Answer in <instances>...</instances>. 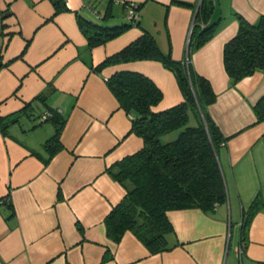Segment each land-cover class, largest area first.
Here are the masks:
<instances>
[{"label":"crops","instance_id":"crops-1","mask_svg":"<svg viewBox=\"0 0 264 264\" xmlns=\"http://www.w3.org/2000/svg\"><path fill=\"white\" fill-rule=\"evenodd\" d=\"M65 1L69 10L55 13L50 0H0V264H264V205L251 217L243 247L240 232L243 208L257 195L264 201V119L252 109L264 97V68L231 85L223 63L237 15L256 23L264 0H217L215 33L190 54L216 94L208 113L226 138L218 159L227 200L211 211L168 210L172 247L154 254L131 231L117 242L106 235L104 217L126 192L106 169L143 146L106 78L120 70L151 78L162 91L153 111L183 97L159 61L95 67L142 31L163 53L184 59L200 0ZM131 1L140 3L138 25L90 47L77 14L120 25ZM45 112L63 121L62 148L53 153L44 144L56 124L41 119Z\"/></svg>","mask_w":264,"mask_h":264},{"label":"trees","instance_id":"trees-1","mask_svg":"<svg viewBox=\"0 0 264 264\" xmlns=\"http://www.w3.org/2000/svg\"><path fill=\"white\" fill-rule=\"evenodd\" d=\"M50 1L55 13L69 10L65 0ZM216 1H199L184 59L176 60L170 52L163 53L153 35L142 31L140 36L95 67L99 70L109 64L142 59L159 61L173 73L183 97L173 106L153 111L152 106L161 100L162 91L151 78L132 70H120L106 78L119 106L131 118L130 131L143 140L139 150L106 169L126 191L104 217L106 235L115 242L128 230L150 253L168 250L172 247L168 235L174 232L166 214L168 210L197 207L211 211L227 200L218 159V150L226 138L208 113V106L215 101L216 94L210 81L196 73L190 61L191 52L212 38L216 31L218 19H213ZM136 3L138 14L140 3ZM126 20L120 25L104 26L77 14V24L90 47L116 37L131 25H138V18ZM237 20L235 35L223 47L224 68L231 85L256 69L264 68V15L256 23L240 15ZM252 109L257 120L264 119V97ZM56 116L51 115L56 124L54 134L44 144L51 153L62 148L59 136L63 121ZM190 116L194 119L192 125L189 124ZM174 131L178 132L173 139H163ZM1 201L10 205L5 199ZM262 205L264 201L257 195L242 210V247L246 244L251 217Z\"/></svg>","mask_w":264,"mask_h":264},{"label":"built area","instance_id":"built-area-1","mask_svg":"<svg viewBox=\"0 0 264 264\" xmlns=\"http://www.w3.org/2000/svg\"><path fill=\"white\" fill-rule=\"evenodd\" d=\"M137 7V3L136 2H127L125 3V9H126V18H138V14H136L135 10ZM51 116L50 112H45L44 114H42L41 119H46L48 117ZM242 255V249L238 250V256L240 257Z\"/></svg>","mask_w":264,"mask_h":264},{"label":"rangeland","instance_id":"rangeland-1","mask_svg":"<svg viewBox=\"0 0 264 264\" xmlns=\"http://www.w3.org/2000/svg\"><path fill=\"white\" fill-rule=\"evenodd\" d=\"M189 124L190 125L194 124V119L192 118V116H190V123ZM177 132L178 131L171 132L170 134L166 135L163 139L165 141L171 140V139H173L176 136Z\"/></svg>","mask_w":264,"mask_h":264}]
</instances>
